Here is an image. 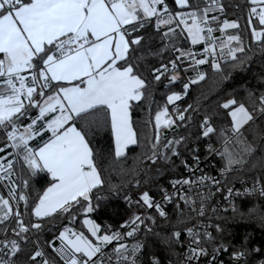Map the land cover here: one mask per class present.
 Returning <instances> with one entry per match:
<instances>
[{
    "label": "snow or ice",
    "instance_id": "obj_1",
    "mask_svg": "<svg viewBox=\"0 0 264 264\" xmlns=\"http://www.w3.org/2000/svg\"><path fill=\"white\" fill-rule=\"evenodd\" d=\"M236 198L264 225V0H0V264H253L264 246L228 239ZM112 199L118 227L95 216Z\"/></svg>",
    "mask_w": 264,
    "mask_h": 264
},
{
    "label": "trees",
    "instance_id": "obj_2",
    "mask_svg": "<svg viewBox=\"0 0 264 264\" xmlns=\"http://www.w3.org/2000/svg\"><path fill=\"white\" fill-rule=\"evenodd\" d=\"M237 0H225V3H235ZM246 11V10H245ZM233 12H235V9H228V16L227 18L229 19H236L237 16L233 15ZM240 23L243 26L245 23V20L243 18L240 19ZM248 37L247 33H245V43L247 44ZM254 46V45H253ZM260 71V68L258 64H253L248 71H239L237 70L234 73L235 79L234 82L228 84V89L236 88L239 86H242L246 84L247 82L251 81L253 84H255V78H254V73H258ZM210 81L209 84L202 85L201 87H194L193 89L190 90V95L185 98V103H193L195 98L200 95L201 92H206L209 89L210 86ZM179 85L177 86L176 90H179ZM164 89L161 86L159 92L157 93L156 99L158 102L163 103V98L160 95L163 93ZM181 106H184L183 104ZM146 107V106H145ZM140 118L142 121L144 119H147V111H142V112H137L134 113V119ZM147 131V129H145ZM251 139V137H250ZM101 145L105 148H107V137H103L100 141ZM257 144V155L261 154L259 144L260 141L257 140L255 142ZM196 146L195 144L190 145V147ZM140 151L139 148L133 147L131 151L128 152L129 159L127 161V164L125 165L126 167H131L132 165V159L131 157H134L138 152ZM186 155H188L186 153ZM188 159L191 160L190 155H188ZM222 161L219 160V164L222 165ZM176 164L179 165V160L176 161ZM182 166L179 168V171L182 173ZM174 174H171L169 172H166L163 176L158 178V181H153L150 185H142L140 189H133V197L136 198L139 195L140 191L143 190H150L151 194L153 196L158 197L159 191L157 188V184L159 185H165L167 181L173 177ZM105 178L108 179L109 175L108 173H105ZM111 180L113 183H119L121 179L127 180L130 179V176H124L120 177L115 174L111 175ZM46 183L45 180L41 179L39 183L36 185L37 187H42ZM253 201L250 199H243L238 202L237 204V214L235 215L234 219H230L227 222V228L228 232L231 233L230 236H228V239L231 241L232 244L236 245L239 247L243 242H244V237L245 235L250 236V243L248 244L249 248H256V247H261L264 246V225H261L254 220H250L247 217H241L240 212H246L248 208L251 206ZM135 210V209H133ZM229 215H231V212H229ZM97 220L101 224H110L113 227H118L119 224L127 218V205L124 204L123 200L121 199H112L109 202H107L106 206H102L100 209L99 213L95 214ZM152 244L151 248L153 251H158L160 256H166L167 253L165 252L164 248L165 246L157 241L154 237L151 238ZM264 258L260 257L258 254H252L251 259L253 260V264H255L256 261L259 259Z\"/></svg>",
    "mask_w": 264,
    "mask_h": 264
},
{
    "label": "built area",
    "instance_id": "obj_3",
    "mask_svg": "<svg viewBox=\"0 0 264 264\" xmlns=\"http://www.w3.org/2000/svg\"><path fill=\"white\" fill-rule=\"evenodd\" d=\"M205 147H206V145H204V144L200 145V148H201L200 155H201V160H202L201 168H203L206 172L210 171L212 175H218V169H219V167L222 166V165L219 164L220 158L218 156H215L213 158H210L207 162H204ZM189 163H191V160H189ZM212 164H216L217 165V170H211L210 165H212ZM182 173L184 175H187V173L184 171V169L182 170ZM164 186L169 187V190H171L170 186L168 185V181H167V183ZM236 187L237 188H241V185L239 183H237ZM243 199H246V198H236V201H235L236 207H237L238 202L243 200ZM166 207H167V210L169 211L170 214L174 211V206L173 205H168ZM229 212H231V210ZM160 257L163 259L166 256H160ZM225 258H227V257H225ZM165 264H166V261H165Z\"/></svg>",
    "mask_w": 264,
    "mask_h": 264
},
{
    "label": "rangeland",
    "instance_id": "obj_4",
    "mask_svg": "<svg viewBox=\"0 0 264 264\" xmlns=\"http://www.w3.org/2000/svg\"><path fill=\"white\" fill-rule=\"evenodd\" d=\"M229 32H231L232 30H228Z\"/></svg>",
    "mask_w": 264,
    "mask_h": 264
}]
</instances>
